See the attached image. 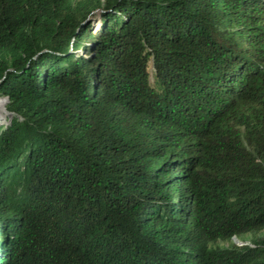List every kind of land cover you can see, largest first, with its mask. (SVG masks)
<instances>
[{
    "label": "trees",
    "instance_id": "obj_1",
    "mask_svg": "<svg viewBox=\"0 0 264 264\" xmlns=\"http://www.w3.org/2000/svg\"><path fill=\"white\" fill-rule=\"evenodd\" d=\"M0 96V264H264V0H0Z\"/></svg>",
    "mask_w": 264,
    "mask_h": 264
},
{
    "label": "rangeland",
    "instance_id": "obj_2",
    "mask_svg": "<svg viewBox=\"0 0 264 264\" xmlns=\"http://www.w3.org/2000/svg\"><path fill=\"white\" fill-rule=\"evenodd\" d=\"M151 82L153 83V78H151ZM8 104V100L4 97L0 96V121L3 122L4 120V115H5V108ZM250 240V237H245L243 239H234L233 244L236 245H244L248 244V241ZM227 245L226 243H220V246H225Z\"/></svg>",
    "mask_w": 264,
    "mask_h": 264
}]
</instances>
